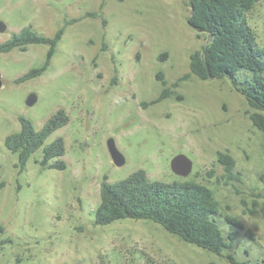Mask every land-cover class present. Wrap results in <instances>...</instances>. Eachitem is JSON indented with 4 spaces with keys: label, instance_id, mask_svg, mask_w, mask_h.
Segmentation results:
<instances>
[{
    "label": "rangeland",
    "instance_id": "rangeland-1",
    "mask_svg": "<svg viewBox=\"0 0 264 264\" xmlns=\"http://www.w3.org/2000/svg\"><path fill=\"white\" fill-rule=\"evenodd\" d=\"M189 14L186 0H0V43L26 26L50 37L64 27L49 66L34 78L17 82L45 63L49 45L0 52V264H232L229 253L264 264V131L228 77L191 73V54L208 34L188 23ZM247 17L264 47V0ZM31 93L37 101L29 106ZM59 109L69 122L21 169L6 137L21 129L20 116L39 130ZM60 136L66 168L43 167L44 147ZM109 137L123 166L111 158ZM219 152L234 158L238 179L227 177ZM178 154L192 161L187 176L172 171ZM137 169L151 180L210 187L217 221L237 234L232 246L219 255L148 219L96 224L105 175L114 182Z\"/></svg>",
    "mask_w": 264,
    "mask_h": 264
},
{
    "label": "trees",
    "instance_id": "trees-1",
    "mask_svg": "<svg viewBox=\"0 0 264 264\" xmlns=\"http://www.w3.org/2000/svg\"><path fill=\"white\" fill-rule=\"evenodd\" d=\"M259 1L186 0V3L190 7L188 23L199 32L208 34V41L200 50L191 54V73L202 80L228 77L233 88L244 95L252 108L257 109L251 114V119L264 131V114L258 111H264V47L259 45L247 17ZM96 15L97 12L88 13V16ZM63 34L64 27L50 37L26 26L0 43V52H9L16 47L34 43L49 45L45 63L18 77L17 82L34 78L47 69ZM166 92L165 88L150 103L162 100ZM19 120L21 129L9 134L5 144L17 155L18 166L23 169L30 156L44 144L47 137L69 122V116L64 109H59L39 130L30 118L22 115ZM65 151V141L60 136L44 147L42 166L65 169L66 162L60 158ZM55 158L57 161H52ZM218 160L224 165L227 177L238 179L236 162L231 155L219 152ZM219 209L220 203L214 191L205 184L192 180H151L144 169H137L114 182L108 181L105 175L101 182L95 222L107 225L126 218L152 220L189 243L223 255L224 250L229 249L237 239V234L234 230L225 233L215 217ZM225 220L234 227L244 228L230 214L225 215ZM245 232L253 238L250 230ZM227 257L232 264H250L231 253Z\"/></svg>",
    "mask_w": 264,
    "mask_h": 264
},
{
    "label": "water",
    "instance_id": "water-1",
    "mask_svg": "<svg viewBox=\"0 0 264 264\" xmlns=\"http://www.w3.org/2000/svg\"><path fill=\"white\" fill-rule=\"evenodd\" d=\"M6 24L0 21V31H4ZM3 85L2 74L0 72V88ZM37 101V95L31 93L26 100L27 105L32 106ZM89 124V122H88ZM107 147L111 158L116 166H123L126 162L125 155L118 148L116 141L113 137L107 139ZM172 171L180 176H187L192 169V161L185 154L176 155L171 161Z\"/></svg>",
    "mask_w": 264,
    "mask_h": 264
}]
</instances>
